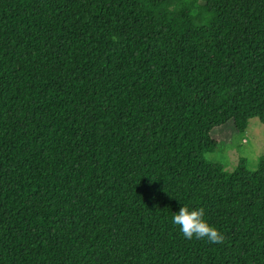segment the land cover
Listing matches in <instances>:
<instances>
[{"label":"trees","instance_id":"16d2710c","mask_svg":"<svg viewBox=\"0 0 264 264\" xmlns=\"http://www.w3.org/2000/svg\"><path fill=\"white\" fill-rule=\"evenodd\" d=\"M255 118L264 0H0V264H264V157L206 159Z\"/></svg>","mask_w":264,"mask_h":264},{"label":"rangeland","instance_id":"374dc122","mask_svg":"<svg viewBox=\"0 0 264 264\" xmlns=\"http://www.w3.org/2000/svg\"><path fill=\"white\" fill-rule=\"evenodd\" d=\"M214 137L222 145L206 159L223 166L227 173H233L241 159H246L248 168L255 170L259 166V159L264 157V124L257 118L250 120L245 134H238L230 127L216 131Z\"/></svg>","mask_w":264,"mask_h":264},{"label":"clouds","instance_id":"9594fccd","mask_svg":"<svg viewBox=\"0 0 264 264\" xmlns=\"http://www.w3.org/2000/svg\"><path fill=\"white\" fill-rule=\"evenodd\" d=\"M173 223L180 227L184 238L188 240L206 238L210 243H220L224 239L220 231L206 221L203 207L192 210L187 206L179 207L173 214Z\"/></svg>","mask_w":264,"mask_h":264}]
</instances>
